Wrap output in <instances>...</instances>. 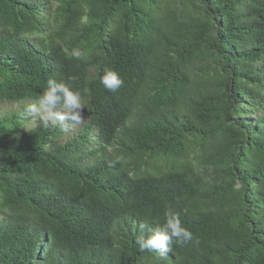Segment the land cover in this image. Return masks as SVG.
<instances>
[{"label": "trees", "instance_id": "16d2710c", "mask_svg": "<svg viewBox=\"0 0 264 264\" xmlns=\"http://www.w3.org/2000/svg\"><path fill=\"white\" fill-rule=\"evenodd\" d=\"M50 79L67 133L20 115ZM1 103L0 264H264V0H0Z\"/></svg>", "mask_w": 264, "mask_h": 264}, {"label": "clouds", "instance_id": "9594fccd", "mask_svg": "<svg viewBox=\"0 0 264 264\" xmlns=\"http://www.w3.org/2000/svg\"><path fill=\"white\" fill-rule=\"evenodd\" d=\"M72 55L74 58H80L79 51L74 50ZM100 83L107 90L116 92L122 86L123 81L117 72L105 70ZM83 108V100L79 91H73L68 85L50 79L37 101L28 104L20 115L36 117L44 126L51 124L58 127L61 132L67 133L71 124L66 121H74V124L83 122L81 112ZM164 217L163 224L155 229L148 228L150 234L147 237L141 235L136 241L141 252H155L161 260L167 259L173 244L183 246L192 238L191 232L182 225L176 212L167 209ZM145 227L146 225H141V228Z\"/></svg>", "mask_w": 264, "mask_h": 264}, {"label": "rangeland", "instance_id": "374dc122", "mask_svg": "<svg viewBox=\"0 0 264 264\" xmlns=\"http://www.w3.org/2000/svg\"><path fill=\"white\" fill-rule=\"evenodd\" d=\"M21 110V106L18 104L1 103L0 104V118L10 116L12 112ZM253 119V118H252ZM259 121H262V126L259 128V132L264 129V112L259 113Z\"/></svg>", "mask_w": 264, "mask_h": 264}]
</instances>
